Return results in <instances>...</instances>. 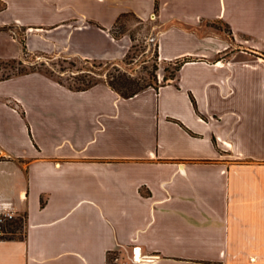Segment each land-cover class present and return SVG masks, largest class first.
<instances>
[{"label":"crops","instance_id":"obj_1","mask_svg":"<svg viewBox=\"0 0 264 264\" xmlns=\"http://www.w3.org/2000/svg\"><path fill=\"white\" fill-rule=\"evenodd\" d=\"M4 1L0 59L17 26L28 52L120 60L132 12L157 20L159 60H185L129 97L0 79V204L23 219L0 264H264V0Z\"/></svg>","mask_w":264,"mask_h":264},{"label":"trees","instance_id":"obj_2","mask_svg":"<svg viewBox=\"0 0 264 264\" xmlns=\"http://www.w3.org/2000/svg\"><path fill=\"white\" fill-rule=\"evenodd\" d=\"M5 7H6V2L4 0H0V11L3 10ZM155 7H157V3L155 4ZM128 14L134 16L139 21L143 20L132 12H121L119 16L117 17L116 21L114 22L113 26L123 16L128 15ZM11 27L12 25L4 24L0 26V30H7L8 28H11ZM112 27L110 30L112 34L116 37L125 32V31H121L119 33H115ZM130 36L133 39L131 34ZM19 40L22 44V54L19 57L6 58V60L11 61L10 67L12 68V71L7 72L4 75L0 76V79H4L7 77H10L11 75H15L19 73H26L30 71H41L49 76H52L58 82L66 85L67 87L71 89H75V90L86 89L99 81H104L108 85H110L112 89L116 90L118 93H120L122 96H125V97L132 96L138 91L148 86L157 87L159 84L165 83L167 79L175 77L176 71L179 69L180 65L185 60L183 58V59H176L172 62L170 61V63H173V68L169 71L168 74H163L161 83H157V81H155V84H152L150 80V77H151L150 75L153 74V72H156L158 68L156 62L152 64L153 71L150 72L148 77L141 76V75H134L131 72L122 70L119 66L114 64V62H118L119 60L115 61V60L90 59V58H82L78 56H67L63 54L53 55V54H47V53H42V52L40 53L44 54L49 59H51V57H54L53 61L39 62L42 65L47 63V66L51 69L46 67L47 69L43 70L40 67H38L36 64H30L29 68H26L24 66H21V67L15 66L14 63L18 65H21L23 63V60H24L23 55L24 53L27 52L26 45L24 42V35H22V38H19ZM129 50L125 54V56L122 59H120V61H123L126 58V56L129 55ZM153 57L155 61L158 58L157 41H155V49H154ZM0 61H2V59H0ZM65 62L69 63L70 65L76 66L75 72L67 73L66 77L54 75L53 73L54 71L60 73L66 70V66L64 65ZM78 62L84 63V64L79 66ZM19 222H21V217H15V218L7 220L4 224H2V227L6 231H9L8 233H13L15 228H17V224ZM1 237L10 238V237H14V235L6 234Z\"/></svg>","mask_w":264,"mask_h":264},{"label":"rangeland","instance_id":"obj_3","mask_svg":"<svg viewBox=\"0 0 264 264\" xmlns=\"http://www.w3.org/2000/svg\"><path fill=\"white\" fill-rule=\"evenodd\" d=\"M2 24H0L1 26ZM8 28L7 30H10ZM18 38H22L24 33V29L20 27L12 28ZM115 33H119L121 31L129 32L133 37V45L130 47L129 55L123 61L114 62L117 66H119L122 70H126L131 72L134 75H141L148 77L150 72L153 71L152 64L154 62L157 63V70L153 72L150 76V80L152 84L162 82L163 74H168L169 71L173 68V63L168 61H161L158 58L156 61L154 60L153 53L155 49V41H156V31L158 29V22L154 17H150L147 19H143L142 21L137 20L134 16L128 14L123 16L113 27ZM4 45L3 39H0V46ZM55 55V54H53ZM24 60L21 65L14 63L15 66H24L29 68L30 64H36L41 69H47V63L42 65L39 62L41 61H53L54 57L51 59L47 58L44 54L40 52H26L24 53ZM11 61L2 59L0 61V76L4 75L7 72L12 71L10 67ZM84 63L78 62V65H83ZM66 70L64 72H53L54 75H59L62 77H66L67 73L75 72L76 66L70 65L65 62ZM49 68V67H48ZM51 69V68H49ZM156 77H155V76ZM168 80V79H167ZM166 80V81H167ZM23 233V219L21 217V222L17 224V228H15L13 233H7V235L20 236Z\"/></svg>","mask_w":264,"mask_h":264},{"label":"built area","instance_id":"obj_4","mask_svg":"<svg viewBox=\"0 0 264 264\" xmlns=\"http://www.w3.org/2000/svg\"><path fill=\"white\" fill-rule=\"evenodd\" d=\"M17 216L18 214L12 208L4 203L0 204V237L6 235L9 232L2 227V224H4L7 220ZM145 258L146 257L144 255H140V246L134 245L131 249V262H140ZM106 264H128V260L120 250H110L106 254Z\"/></svg>","mask_w":264,"mask_h":264},{"label":"water","instance_id":"obj_5","mask_svg":"<svg viewBox=\"0 0 264 264\" xmlns=\"http://www.w3.org/2000/svg\"><path fill=\"white\" fill-rule=\"evenodd\" d=\"M137 252H138V250H137Z\"/></svg>","mask_w":264,"mask_h":264}]
</instances>
